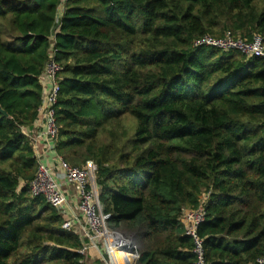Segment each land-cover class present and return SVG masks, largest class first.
<instances>
[{
    "label": "trees",
    "instance_id": "obj_1",
    "mask_svg": "<svg viewBox=\"0 0 264 264\" xmlns=\"http://www.w3.org/2000/svg\"><path fill=\"white\" fill-rule=\"evenodd\" d=\"M0 22V264H85L78 235L28 190L38 161L25 129L51 58L55 150L97 165L107 227L132 241L135 264H196L180 217L204 192L207 264H259L264 58L192 43H264V0H0Z\"/></svg>",
    "mask_w": 264,
    "mask_h": 264
},
{
    "label": "built area",
    "instance_id": "obj_2",
    "mask_svg": "<svg viewBox=\"0 0 264 264\" xmlns=\"http://www.w3.org/2000/svg\"><path fill=\"white\" fill-rule=\"evenodd\" d=\"M193 48L209 47L222 52L237 51L247 58H264V43L260 35H254L251 41L235 37L226 33L224 37L217 38L204 35L192 43ZM62 67L52 58L45 64L40 81L43 85V95L38 108L37 121L43 127L42 139L47 151H54L59 126L56 122L55 105L59 93V74ZM31 141V140H30ZM34 178L28 184L31 198H43L47 204L56 209L64 217L63 229L78 235L82 247L79 254L86 256L91 249H98V241H102L104 252L100 253L103 264L125 263L124 257L118 254L133 255L132 264L137 256L136 247L132 241L120 232L109 229L107 222L111 215L103 212V207L99 199V187L96 182L97 165L93 161H86L80 166H73L61 156L57 157L55 167H47L40 163ZM75 186V205H71L66 197L63 186ZM210 192L201 195L199 204L195 209H186L180 217L184 234L193 240V254L196 257V264H207L204 258L202 240L197 235V229L205 220V206ZM129 243L127 248L123 242ZM99 252H101L99 250ZM259 264H264V257L258 260Z\"/></svg>",
    "mask_w": 264,
    "mask_h": 264
},
{
    "label": "crops",
    "instance_id": "obj_3",
    "mask_svg": "<svg viewBox=\"0 0 264 264\" xmlns=\"http://www.w3.org/2000/svg\"><path fill=\"white\" fill-rule=\"evenodd\" d=\"M63 5L59 7L58 10V17L61 16L63 11ZM42 131L43 127L41 126L39 121H35L33 125L29 129H25V133H27L28 137L32 141V144L35 148L36 156L39 157V161L41 164L47 167H55L57 165V157L60 156L57 154L56 150L54 151H47L46 146L42 139ZM64 192L66 194L67 200L71 205H75L74 193H75V186L74 185H65L63 186ZM98 249H91L87 252L84 262L85 264H103L102 260L100 259V253L105 255L104 252V245L102 241H98L97 243Z\"/></svg>",
    "mask_w": 264,
    "mask_h": 264
},
{
    "label": "rangeland",
    "instance_id": "obj_4",
    "mask_svg": "<svg viewBox=\"0 0 264 264\" xmlns=\"http://www.w3.org/2000/svg\"><path fill=\"white\" fill-rule=\"evenodd\" d=\"M0 29L2 31L1 39L3 42H6L8 39L11 38V35L8 31V24L5 22H0ZM118 257H120V254H118Z\"/></svg>",
    "mask_w": 264,
    "mask_h": 264
},
{
    "label": "bare ground",
    "instance_id": "obj_5",
    "mask_svg": "<svg viewBox=\"0 0 264 264\" xmlns=\"http://www.w3.org/2000/svg\"><path fill=\"white\" fill-rule=\"evenodd\" d=\"M123 244L127 247V248H129V243L127 242V241H124L123 242ZM123 256H126V257H124V260H125V263L123 262L122 264H132V260H133V255H131V254H120V257H122L123 258Z\"/></svg>",
    "mask_w": 264,
    "mask_h": 264
},
{
    "label": "water",
    "instance_id": "obj_6",
    "mask_svg": "<svg viewBox=\"0 0 264 264\" xmlns=\"http://www.w3.org/2000/svg\"><path fill=\"white\" fill-rule=\"evenodd\" d=\"M0 112L4 115V116H8V114L4 111V110H2L1 108H0ZM138 259V253H137V256L135 257V260H134V263L133 264H135V261Z\"/></svg>",
    "mask_w": 264,
    "mask_h": 264
}]
</instances>
